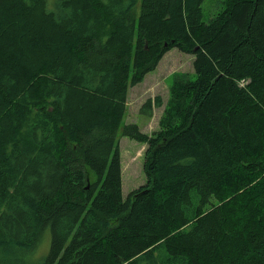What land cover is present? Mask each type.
Returning <instances> with one entry per match:
<instances>
[{"label": "trees", "instance_id": "trees-1", "mask_svg": "<svg viewBox=\"0 0 264 264\" xmlns=\"http://www.w3.org/2000/svg\"><path fill=\"white\" fill-rule=\"evenodd\" d=\"M203 2L0 0V264H264V0ZM174 47L160 128L124 124Z\"/></svg>", "mask_w": 264, "mask_h": 264}, {"label": "rangeland", "instance_id": "rangeland-1", "mask_svg": "<svg viewBox=\"0 0 264 264\" xmlns=\"http://www.w3.org/2000/svg\"><path fill=\"white\" fill-rule=\"evenodd\" d=\"M56 0H48L50 9L55 8ZM224 0H204L202 6L203 17L209 21L224 8ZM194 55L181 51L177 47L168 51L161 59L154 71L147 73L145 79L135 86L129 87L127 112L124 124L136 123L144 133L152 134L160 128V117L169 99L170 86L173 77L185 73L194 75ZM161 98L163 104L157 105L156 100ZM152 104L148 105V101ZM120 153L122 162L123 194L146 182L144 172V154L147 145L135 138L120 136ZM49 239L39 249V253L47 250Z\"/></svg>", "mask_w": 264, "mask_h": 264}]
</instances>
